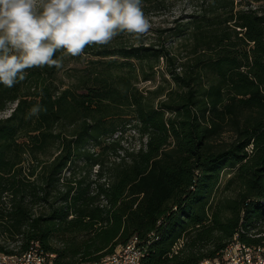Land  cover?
Here are the masks:
<instances>
[{"label": "trees", "instance_id": "obj_1", "mask_svg": "<svg viewBox=\"0 0 264 264\" xmlns=\"http://www.w3.org/2000/svg\"><path fill=\"white\" fill-rule=\"evenodd\" d=\"M185 1L149 43L89 46L64 56L80 64L65 78L45 66L0 84L1 252L38 242L81 264L137 238L141 264H198L236 234L264 246V0Z\"/></svg>", "mask_w": 264, "mask_h": 264}, {"label": "clouds", "instance_id": "obj_2", "mask_svg": "<svg viewBox=\"0 0 264 264\" xmlns=\"http://www.w3.org/2000/svg\"><path fill=\"white\" fill-rule=\"evenodd\" d=\"M150 28L142 0H0V84L13 88L30 69L60 68L64 56H81L89 46L108 45L122 33L139 37ZM42 111L36 103L25 118Z\"/></svg>", "mask_w": 264, "mask_h": 264}, {"label": "rangeland", "instance_id": "obj_3", "mask_svg": "<svg viewBox=\"0 0 264 264\" xmlns=\"http://www.w3.org/2000/svg\"><path fill=\"white\" fill-rule=\"evenodd\" d=\"M142 10L145 13V16L148 18L151 28L149 29V32L146 34H143L139 37H137L135 34H128V33H122L115 37L111 43L109 44H117L121 42H125L127 44L136 43L139 40H145L146 43H149L152 41V38L154 37V31L158 28H172L174 25H176V22H179V20L185 16L186 13H190L189 5L185 0H177L175 2H172L166 7H160V8H153L151 6H147L142 3ZM80 65L79 63H76L72 60H70L68 57H65L62 62V69L59 73V75L63 78L64 71L69 66H77ZM139 86L141 88L144 87H152L153 84L150 83H140ZM10 113V110L5 111L4 113H0V117H5ZM124 140L126 145L130 147H137L139 146V139L137 135L134 134L133 131H127L124 135ZM229 178V173H224L221 176L220 180V188L221 190L224 187V184L226 180ZM225 194H229V191H223ZM222 192V193H223ZM11 248L15 247L19 243H8ZM55 256V254H53Z\"/></svg>", "mask_w": 264, "mask_h": 264}, {"label": "built area", "instance_id": "obj_4", "mask_svg": "<svg viewBox=\"0 0 264 264\" xmlns=\"http://www.w3.org/2000/svg\"><path fill=\"white\" fill-rule=\"evenodd\" d=\"M126 247V255L114 257V260L109 264H134V258L142 256L145 251L144 246L139 245V240L133 238L131 245ZM179 247V243H177ZM0 264H51L45 255L38 253V244L32 251V258L27 259V263H18L16 260H8L0 258ZM218 264H264V250L248 251L242 247V243L236 239L235 247L229 249V252L224 255H219Z\"/></svg>", "mask_w": 264, "mask_h": 264}, {"label": "bare ground", "instance_id": "obj_5", "mask_svg": "<svg viewBox=\"0 0 264 264\" xmlns=\"http://www.w3.org/2000/svg\"><path fill=\"white\" fill-rule=\"evenodd\" d=\"M236 239H238L237 234L231 240V242L228 243V245L220 253V255L227 254L229 252V249L235 247ZM2 243H3L2 239L0 238V245ZM178 243H179V247H180L182 245V242L180 241ZM37 244H38V253L45 255L46 258H48V261L51 262V264H56L55 263V256L52 253H48L45 250H43V248L40 246V244L38 242H31L29 244L28 248L26 249V251H24L22 253L10 254V253H4V252L0 251V258H5L8 260L18 259V263H27V259L32 258V251L35 249V246H37ZM129 245H131V241H129L128 243H126L124 245L117 246L112 253L104 256L103 258H101L98 261L81 263V264H109L111 261L114 260V257L126 255V247L125 246H129ZM179 247H177V245H176L174 247V251H176ZM242 247L244 249H248V251H262V250H264V246H259V247L254 248V247H250V246L246 245L245 243H242ZM142 257H143V253H142V256H139V258H134V264H141ZM218 257H219V255H218ZM218 257H216L214 259H205L198 264H218Z\"/></svg>", "mask_w": 264, "mask_h": 264}]
</instances>
